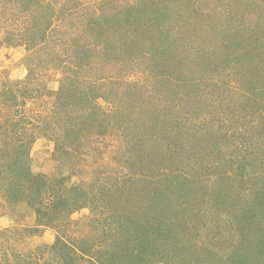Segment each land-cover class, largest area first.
<instances>
[{
	"label": "rangeland",
	"instance_id": "374dc122",
	"mask_svg": "<svg viewBox=\"0 0 264 264\" xmlns=\"http://www.w3.org/2000/svg\"><path fill=\"white\" fill-rule=\"evenodd\" d=\"M45 1L0 0V264H264V0Z\"/></svg>",
	"mask_w": 264,
	"mask_h": 264
},
{
	"label": "trees",
	"instance_id": "16d2710c",
	"mask_svg": "<svg viewBox=\"0 0 264 264\" xmlns=\"http://www.w3.org/2000/svg\"><path fill=\"white\" fill-rule=\"evenodd\" d=\"M45 0H37V5H44L45 4ZM47 4V3H46ZM48 27H49V25H48ZM237 46H239L238 44H237ZM28 87V86H27ZM29 88V87H28ZM10 93L14 96V100L17 98V97H19V96H21V95H19V94H23V93H26L25 91H21V92H16V91H14V90H12V91H10ZM24 96V95H23ZM13 99L11 98L10 99V101H12ZM20 102L22 103L21 105L23 106V105H25L26 104V99H25V97H23L21 100H20ZM14 103V102H13ZM11 106H19V104H16V103H14V105H12V104H10ZM2 119H3V116H2ZM2 122L3 121H1L0 122V135H5V137H8L9 136V133H10V129H9V125H13V119H12V117L10 118V117H7V119L5 120V123H7V125H4V124H2ZM14 126H15V129L13 130V131H16V132H18V133H20V128H19V123H17L16 121L14 122ZM16 139V138H15ZM153 191H154V194H156L157 193V191L155 190V189H153ZM152 194V193H151ZM156 196V203H157V201L159 200V198H158V196H157V194L155 195ZM160 196V195H159ZM162 201H165V200H163L162 199ZM232 219H234V218H227V217H225L224 218V220H223V223L224 224H227V225H229L228 224V222H230L231 224H233V226H234V223H233V220ZM160 223V222H159ZM160 225L161 226H165V229H164V231H162V233H159L160 234V237L161 238H164V239H166V240H168L170 243H171V246H177V249H176V252H178L179 251V249H181L183 252H184V254L182 255V256H179V254H175L174 252H173V254H174V257H177V258H179V257H182V260L181 261H187L190 257H191V255L192 254H187V251H185V250H187V243L190 241L189 239H188V237L189 236H187L186 234H178V235H176V236H174L173 235V233H172V235H171V231H173V226L171 225V222H170V220L169 219H167L166 221H162V224L160 223ZM230 226V225H229ZM164 233V234H163ZM162 234V235H161ZM175 237H177V239L174 241L173 239L175 238ZM60 244H62V245H60ZM64 245H67L66 243H65V241H63V240H61V239H58V241H57V244H55V246L54 247H58V248H54V249H56V250H58V249H66L65 248V246ZM170 245V244H169ZM235 245H236V242L234 241V247H235ZM68 246V245H67ZM193 246V245H192ZM200 249L202 248V249H204V244H202V243H200V245L198 246ZM183 248V249H182ZM195 248H196V246H195ZM171 250V249H170ZM130 253H132L133 251H134V248L133 247H131L130 248ZM59 252L61 253V252H64V253H67L66 252V250L65 251H60L59 250ZM70 253V252H69ZM71 254V253H70ZM173 257V258H174ZM196 259H198V258H196ZM196 259H190L189 261H193V260H196ZM145 260V259H144ZM144 260H141L142 262H144ZM177 260V262L179 263V264H183V263H180L179 262V259H176ZM150 261V260H149ZM189 263V262H187L186 264H193V262L192 263ZM198 262V261H197ZM175 264V263H174ZM196 264H198V263H196Z\"/></svg>",
	"mask_w": 264,
	"mask_h": 264
}]
</instances>
